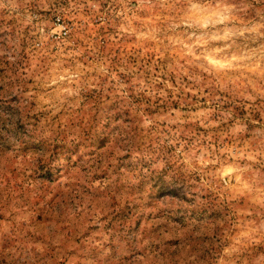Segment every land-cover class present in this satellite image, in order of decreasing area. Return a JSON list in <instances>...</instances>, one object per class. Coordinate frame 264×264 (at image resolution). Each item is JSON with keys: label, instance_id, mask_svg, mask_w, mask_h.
<instances>
[{"label": "rangeland", "instance_id": "374dc122", "mask_svg": "<svg viewBox=\"0 0 264 264\" xmlns=\"http://www.w3.org/2000/svg\"><path fill=\"white\" fill-rule=\"evenodd\" d=\"M0 264H264V0H0Z\"/></svg>", "mask_w": 264, "mask_h": 264}, {"label": "built area", "instance_id": "2783aa9c", "mask_svg": "<svg viewBox=\"0 0 264 264\" xmlns=\"http://www.w3.org/2000/svg\"><path fill=\"white\" fill-rule=\"evenodd\" d=\"M53 24L57 29V36H61L66 33V26L59 17L54 18Z\"/></svg>", "mask_w": 264, "mask_h": 264}]
</instances>
